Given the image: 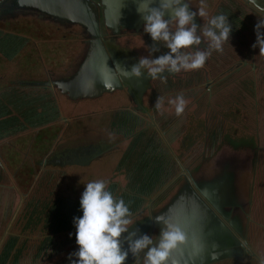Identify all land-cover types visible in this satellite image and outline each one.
Wrapping results in <instances>:
<instances>
[{
    "label": "rangeland",
    "instance_id": "rangeland-1",
    "mask_svg": "<svg viewBox=\"0 0 264 264\" xmlns=\"http://www.w3.org/2000/svg\"><path fill=\"white\" fill-rule=\"evenodd\" d=\"M13 2L0 0V34L23 38L15 56L0 54V264H63L78 251L73 219L83 215L81 195L94 180L106 181L125 201L129 231L137 235H149L150 219L183 187L214 206L203 194L211 191L216 216L236 233L228 236L236 251L218 264H259L264 218L247 222L254 233L249 239L235 223L242 211L250 217L252 202L257 213L264 211V55L252 47L264 0H204L207 15L194 18L198 34L217 14L228 16L232 27L222 52L211 50L198 70L156 79L143 74L125 89L90 98H71L57 84L87 58L84 30ZM200 3L189 0L190 9L198 12ZM143 27L117 37L105 29L130 66L168 51L161 46L151 53ZM199 47L206 50L203 39ZM39 70L44 78L35 77ZM179 94L186 108L177 117L169 101ZM158 97L163 114L155 108ZM82 150L93 152L91 165Z\"/></svg>",
    "mask_w": 264,
    "mask_h": 264
},
{
    "label": "clouds",
    "instance_id": "clouds-1",
    "mask_svg": "<svg viewBox=\"0 0 264 264\" xmlns=\"http://www.w3.org/2000/svg\"><path fill=\"white\" fill-rule=\"evenodd\" d=\"M154 2L155 0H136V10L144 21V32L150 34L153 41L151 53L159 52L161 46L168 51L155 58L152 55L141 56L130 70L122 69L125 76L140 77L147 74L151 79H156L162 77L165 70L173 74L198 70L204 67L211 50L223 51V45L229 41L232 31L228 16H212L198 34L194 18L197 15L203 18L207 15L204 0H201L198 12L190 9L189 0H159V6H153ZM250 2L256 4L257 0ZM260 10L264 11V8ZM166 14L170 19L165 18ZM255 27L257 41L252 47L259 46L260 54L264 55V33L260 31L264 27V20H260ZM202 39L207 45L206 50L199 47ZM104 83L107 87H112L111 82ZM169 103L174 105L177 117L184 113L186 100L183 94L177 95ZM162 105L163 100L158 97L155 108L161 114ZM80 207L83 215L73 219L79 249L70 254L78 257V260L72 261V264H124L129 252L135 257L137 264H177L172 254L188 242L184 228L163 214L156 217L164 225L158 243H154L157 238L154 240L147 234L137 236L136 231H129L130 209L122 198L114 197L107 190V182L104 180L86 183ZM124 233L128 235L123 236ZM123 241H127V250L123 249ZM259 264H264V257L259 259Z\"/></svg>",
    "mask_w": 264,
    "mask_h": 264
},
{
    "label": "crops",
    "instance_id": "crops-1",
    "mask_svg": "<svg viewBox=\"0 0 264 264\" xmlns=\"http://www.w3.org/2000/svg\"><path fill=\"white\" fill-rule=\"evenodd\" d=\"M13 5L15 6V8H20L24 10H33L45 17H50L52 19L56 18L57 20H61L65 23L76 25L82 28L84 30L83 33L86 34L87 36V39L89 38V41L87 40L88 42L85 40V43L88 45V49L91 47V43H92L91 41L93 39L90 32L91 29L90 26L92 23V13L93 12L98 13L99 22L101 23V29L102 32L104 33L103 41L105 47L107 48L108 52L113 53L115 55L117 62L119 61L118 66L120 67L121 70L131 69L130 64L126 62V60L119 59L118 54H116L115 48L111 47L108 42V36L105 29H111V30L114 29L108 26L106 22L105 14L111 12L115 13L122 10H127V12H129L130 14H133L135 12L139 14L136 10L137 9L136 0H14ZM153 6H159V0H155ZM21 12H31V11H21ZM137 18L138 17L134 16L133 19H137ZM120 21L121 20H119V23L117 24V27L119 28L120 31L119 34L116 35V37L120 35V32L123 29H133L138 31L144 24V21L142 25H140L137 21L134 20H133L134 23L131 24H130L131 21L130 22H128L127 20H124L122 22ZM20 39L23 38L16 36L15 34H8V35L0 34V54L3 55L7 54L9 58L15 56V54H17V52L19 51V47L21 45ZM129 66L130 68H128ZM115 69L119 74V78L122 83V87L117 88L118 90L119 89L121 90V88L125 89L126 84L129 83L132 84L135 79L136 80L138 79V77L135 76L132 77L125 76L123 74V71L118 72L116 63H115ZM26 73L29 74L30 72H26ZM163 74L166 76V75H171L172 73H169L167 70H165ZM39 76L44 78L45 73H43V70L42 72L39 70L37 73H35L36 78H38ZM71 76H73V74ZM48 78L49 77H47V79ZM114 91L116 90L110 89L109 91H106L104 93H113ZM99 94H103V92ZM86 98H90V97H86ZM136 104L139 107H141L140 101L137 100ZM106 133L108 134L109 132L106 130ZM90 152L92 151L91 150L81 151V154L85 153L84 156L80 155L81 158L82 157L86 158L84 159L86 160L84 162L86 163L85 165L87 164L91 165L95 161L93 159L89 161L90 158H88L89 157L88 155L90 154ZM75 153H76L75 156L79 155L77 152ZM85 165H80V166H85ZM208 185L210 186V184ZM208 185L203 184V186H200L198 184V187L202 189L209 188ZM213 188L214 190H216V186H213ZM209 193H211V195ZM203 194L210 201L214 203V206H216V198H215L216 196L211 191L205 190L203 191ZM217 203L220 205V202ZM250 205H252L251 208L252 212L250 217L247 214V218H246L245 217L246 212L244 211L241 212L242 213L241 215H244L245 219L242 216L243 217L242 219L239 217L238 220H236L237 218L232 216L233 218H236L235 220L237 221L235 223V230L238 231L240 229L241 230L240 234H243V236L248 239L252 234L254 235L253 232L252 233L248 232L250 230L252 231V228L250 229V224L247 223L250 220V218L251 219L264 218V211L261 210L262 213H257L256 206L253 204V202ZM214 206H211L203 196L199 195L196 191H194L193 187L185 186L180 190V192L170 197L168 199V202L165 200L164 206L160 208L159 212L154 214V216L150 219L151 229L149 232V236L153 237L154 240L157 238L154 241V243H158V238L161 229L164 227V225L158 222L156 220V217L158 215L163 214L166 217H170L172 222L179 223L181 227L184 228L185 232L188 235L187 244L181 245V247L175 250L172 254L173 258L177 261V264H218L219 262H221L223 256L236 250H234L235 244L234 243L231 244V241L228 238L229 235L232 236L231 235L232 232L230 233V229L227 228L226 223L225 224L222 223V221L224 220H221L219 216H216V212L213 209ZM231 218L230 221H234ZM228 227L231 228L230 226ZM143 229L144 228H141L140 230ZM231 230L235 232L234 229L231 228ZM3 231L4 230L1 229L0 232ZM232 234L234 235V237H236V233H232ZM200 236L201 238H199ZM204 240L206 241V243ZM126 242L127 241H123V248L127 250L128 244H126ZM4 258L0 257L2 263L4 262ZM74 260H78V257L70 256L66 261L63 262V264H67V263L72 264V261ZM128 261L130 264H137V261H135V257L130 252L128 255ZM230 261L231 260L227 259V262H222V263L230 264Z\"/></svg>",
    "mask_w": 264,
    "mask_h": 264
},
{
    "label": "water",
    "instance_id": "water-1",
    "mask_svg": "<svg viewBox=\"0 0 264 264\" xmlns=\"http://www.w3.org/2000/svg\"><path fill=\"white\" fill-rule=\"evenodd\" d=\"M105 15L108 26L113 28L115 33L120 31L117 27L119 20H121L120 22L124 20H127L128 22L131 21L130 24L134 23V21H137L140 25L143 23L141 15L136 12L130 14L127 10L106 13ZM134 16L138 18L133 19ZM165 18H170V16L166 14ZM90 27L93 39L83 65L71 78L57 83L71 98L95 96L104 91L122 87L119 75L115 69V63L117 64L118 72H122V70L118 66L115 55L108 52L105 47L103 41L104 33L102 32L101 23L99 22V14L96 12L92 13V23ZM104 81L111 82L112 87H107ZM124 264H130L128 257Z\"/></svg>",
    "mask_w": 264,
    "mask_h": 264
},
{
    "label": "bare ground",
    "instance_id": "bare-ground-1",
    "mask_svg": "<svg viewBox=\"0 0 264 264\" xmlns=\"http://www.w3.org/2000/svg\"><path fill=\"white\" fill-rule=\"evenodd\" d=\"M119 60V59H118ZM128 61V60H127ZM119 62V61H118ZM123 63V62H122ZM125 63V62H124ZM122 65V64H121ZM128 68H130V66L128 67ZM119 75V74H118ZM133 87V86H132ZM141 92V91H140ZM192 200V199H191ZM193 207V206H192ZM199 211V210H198ZM201 212V211H200ZM175 213V212H174ZM204 215V214H203ZM204 218V217H203ZM185 220V219H184ZM188 220V219H187ZM196 228V227H195ZM199 229V228H198ZM204 237V236H203ZM193 238V237H192ZM199 238H201V236L199 237ZM198 238V239H199ZM205 241V240H204ZM199 242V241H198ZM205 243H206V241H205ZM199 246V245H198ZM199 248V247H198ZM206 249V248H205ZM181 253V252H180ZM186 255V254H185ZM184 256V255H183ZM73 258V257H72ZM130 259V258H129ZM66 263V262H65ZM67 264H69V263H67Z\"/></svg>",
    "mask_w": 264,
    "mask_h": 264
}]
</instances>
